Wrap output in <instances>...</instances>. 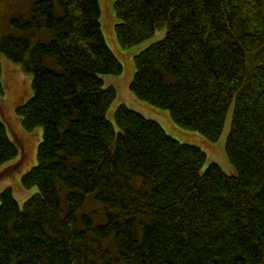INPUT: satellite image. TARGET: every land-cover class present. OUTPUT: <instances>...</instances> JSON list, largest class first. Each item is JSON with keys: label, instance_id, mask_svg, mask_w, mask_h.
Masks as SVG:
<instances>
[{"label": "trees", "instance_id": "1", "mask_svg": "<svg viewBox=\"0 0 264 264\" xmlns=\"http://www.w3.org/2000/svg\"><path fill=\"white\" fill-rule=\"evenodd\" d=\"M132 92L179 126L226 142L236 174L121 104L104 75L123 65L108 45L99 0H34L11 18L0 52L32 73L17 107L41 127L21 204L0 194V264H264V0H114ZM54 61L52 65L48 60ZM4 92L0 59V95ZM1 108V104H0ZM20 149L0 118V167ZM93 200L103 218L84 206Z\"/></svg>", "mask_w": 264, "mask_h": 264}, {"label": "rangeland", "instance_id": "2", "mask_svg": "<svg viewBox=\"0 0 264 264\" xmlns=\"http://www.w3.org/2000/svg\"><path fill=\"white\" fill-rule=\"evenodd\" d=\"M34 0H0V39L5 34L24 35L11 25V18L15 16H27ZM101 7V23L106 41L114 54L123 65L120 75H104L106 86L113 85L117 90V97L108 110V118L114 120V114L118 106L126 104L146 117L158 121L172 136L183 143L200 146L207 155L206 165L216 162L222 169L231 175L236 174V168L229 160L226 151V142L231 129L233 106H231L223 132L215 142L208 141L196 131L185 129L174 122L170 112L156 107L138 98L131 90L136 65L135 56L152 43L161 40L165 36V29L157 31L149 40L131 47L123 48L118 40L116 24L118 18L114 8V0H99ZM2 63V83L4 92L0 95V118L6 124L8 134L16 142L20 149L19 155L0 167V194L3 190L11 188L14 197L23 204L36 191V188L28 189L22 183L23 175L37 163L38 145L42 139V128L36 127L27 130L22 118L17 113V107L25 103L33 94L32 73L26 71L21 63L8 58L0 52ZM52 65L54 61L48 60ZM84 210L95 211L98 218L102 219L104 210L93 200H89Z\"/></svg>", "mask_w": 264, "mask_h": 264}]
</instances>
